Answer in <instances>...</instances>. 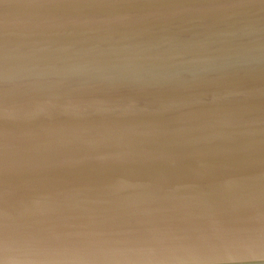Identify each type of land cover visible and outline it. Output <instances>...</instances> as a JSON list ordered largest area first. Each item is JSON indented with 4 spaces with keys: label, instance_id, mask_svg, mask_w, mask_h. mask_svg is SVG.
<instances>
[{
    "label": "water",
    "instance_id": "obj_1",
    "mask_svg": "<svg viewBox=\"0 0 264 264\" xmlns=\"http://www.w3.org/2000/svg\"><path fill=\"white\" fill-rule=\"evenodd\" d=\"M0 264H264V0H0Z\"/></svg>",
    "mask_w": 264,
    "mask_h": 264
}]
</instances>
